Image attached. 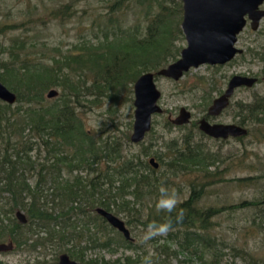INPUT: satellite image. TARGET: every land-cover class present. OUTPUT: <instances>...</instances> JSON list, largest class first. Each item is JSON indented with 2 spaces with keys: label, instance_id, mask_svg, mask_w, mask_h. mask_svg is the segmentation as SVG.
<instances>
[{
  "label": "trees",
  "instance_id": "1",
  "mask_svg": "<svg viewBox=\"0 0 264 264\" xmlns=\"http://www.w3.org/2000/svg\"><path fill=\"white\" fill-rule=\"evenodd\" d=\"M131 1L115 0L108 6L106 29L110 31L102 30V41H83L76 54L69 50L52 57L46 53L39 57L36 43L26 37L10 35V43L4 37L22 26L31 25L27 31L33 30L37 21L44 25L54 19L66 20L75 14L72 4L50 9L42 22L33 20L32 15L38 10L35 5L31 13L19 12V18L11 10L0 13V81L16 94L15 106L0 99V242H11L12 250L53 246L54 264L59 252L84 264H114L110 260L84 261L86 249L110 247L114 234L122 246L133 248L132 240L124 238L94 211L96 206L114 214L125 213L135 223L143 217L142 224L148 227L163 223L168 217L156 209L163 181L153 175L152 165L138 155L125 154L117 137L103 139L93 135L81 116L82 103H94V95L99 98L102 93L113 99L128 85L132 91V84L141 74L157 72L179 57L175 39L182 38L180 2L135 0L145 11L146 23L117 28L113 13ZM88 69L97 71L95 77L100 81L99 85L93 84L96 90L86 85L81 74L73 77L74 72ZM52 87L59 88L57 95L49 98L46 93L44 97V91ZM245 111L239 115L245 125L249 120L264 122V97ZM248 133L249 130L235 139L241 140ZM125 138L129 144L130 137ZM166 147L168 152L160 156L159 162L166 164L170 172L193 174L189 196L171 214L173 230L166 235V241L175 242L182 249L214 245L212 229L220 224L214 217L237 207H258L262 203L253 199L225 207L199 205L209 185L220 181L252 184V176L235 180L220 177L218 154L195 142L192 134H186L180 144L172 141ZM211 166L214 170L209 169ZM227 168L231 166L228 164ZM30 178L34 179L32 184ZM127 195L135 198L139 208L125 202ZM17 210L26 215V223L19 222ZM181 210L183 221L176 223V213ZM151 241L158 243L157 238ZM159 248L162 246L155 245L156 252L140 263L153 260V264H170L169 254L162 258ZM232 251L243 264H264V255L257 259L244 248L232 247ZM133 259L127 255L123 264H139V258ZM116 260L120 264V259Z\"/></svg>",
  "mask_w": 264,
  "mask_h": 264
},
{
  "label": "rangeland",
  "instance_id": "2",
  "mask_svg": "<svg viewBox=\"0 0 264 264\" xmlns=\"http://www.w3.org/2000/svg\"><path fill=\"white\" fill-rule=\"evenodd\" d=\"M114 1L0 0V13L11 10L12 14H16L18 18L19 12L26 10L31 13L35 5L38 10L32 15L33 20L38 18L41 22L42 19L47 18L46 15L52 8H59V6L69 3L75 9V14L66 20L54 19L44 25L37 21L38 25L34 26L33 30L27 31L32 28L31 25H27L25 28L22 26L15 31L13 29L6 37H3L6 43L9 42L10 35L28 38L31 42L36 43L35 51L39 57L41 53L52 57L59 53H67L69 50V53L76 54L80 51L79 46L83 41L87 44H97L103 40L102 30H105L107 26L108 6ZM144 12L140 5L132 0L113 13V25H119L117 28H133L137 24L144 26L146 23ZM175 40L178 49L181 50L185 41L179 36ZM74 45L75 47H73ZM237 46L244 50L243 53L228 63L222 65L201 64L189 69L176 81L166 77H156V86L161 91L158 103L163 108V113L152 116L151 129L140 143L129 142L128 144L125 142V136L130 137L132 133L134 120L133 84L132 91H129L130 86L128 85L119 93L118 97L113 99L102 95V93L99 98L94 95L92 97L96 100L94 103H82L84 105L80 108L84 126L93 135L101 136L103 139L117 137L125 148V154L138 155L142 161L154 157L159 162L160 156L163 157L168 152L167 144L172 141L180 144L186 134H192L195 142L218 154L221 161L216 164L221 170L220 177L235 180L252 176V184L220 181L206 187L204 196L199 202V205L204 207L232 206L253 199L262 202L258 207H237L214 217L213 220L220 223L212 229L216 245H201L198 246V249L191 247L182 249L177 243L166 241V236L155 237L158 239L157 244L162 246L159 248L162 250V258H166L169 254L170 264H243L240 257H235L232 247L239 248V250L244 248L257 259H259L257 256L264 255V122L257 123L249 120L246 123L249 133L241 140L232 137L226 140L214 139L201 134L196 126L197 120L205 112L207 104L225 88L227 80L232 75L250 74L259 78L264 75V18L257 30L253 31L248 26L240 34ZM47 59L48 57L44 58L45 61ZM80 74L86 85L92 86L94 90L97 89L93 84L99 85L100 79L95 77L97 74L95 69L84 70L81 73L74 72L73 77L77 78L76 76ZM5 86L7 85L5 84ZM49 89L59 91L57 87ZM49 89L44 91V97ZM262 97H264V81L262 79H259V82L253 87L236 89L231 97L229 107L218 117V121L223 123L234 121L242 111L246 114L245 109ZM182 106L191 112V121L177 126L170 122L168 116L175 118ZM228 164L231 168L226 169ZM209 169L214 170V166ZM156 174L163 181L162 186L176 190L179 201L189 196V180L193 179V174L170 172L168 166L160 162L159 167L153 172V175ZM82 175L85 174L82 173ZM33 180L29 179L30 184L33 183ZM124 200L129 203V206L133 205L135 209L139 208L132 195H127ZM146 212H144L145 215ZM116 215L123 219L129 228L133 238V248L122 246L119 237L114 234L115 241L110 247L86 249L84 261L110 260L111 263L117 264L116 259H120L118 262L123 264V258L129 255L134 258V261L139 258V264H141V260H146L156 252L155 245L157 244H154L151 239L146 242L143 240L144 234L148 230V226L142 224L143 217L141 221L135 223L131 222L125 213ZM80 246L82 247L83 244ZM54 252L53 246L38 247L35 250L25 248L11 250L0 253V262L1 264H54ZM151 262L153 264V260ZM151 262L148 261L147 264H151Z\"/></svg>",
  "mask_w": 264,
  "mask_h": 264
},
{
  "label": "water",
  "instance_id": "3",
  "mask_svg": "<svg viewBox=\"0 0 264 264\" xmlns=\"http://www.w3.org/2000/svg\"><path fill=\"white\" fill-rule=\"evenodd\" d=\"M184 19L181 24L186 45L181 49L179 57L160 68L157 72L141 74L133 84L134 93V121L130 141H142L151 128L152 115L160 113L158 100L161 91L157 88L155 77L161 76L172 80L180 79L185 72L201 64H224L234 55L241 52L235 45L236 34L242 29L248 15L253 29L257 28L260 19L264 16V9L260 5L264 0H182ZM255 79L249 76L233 75L225 91L215 98L208 109L209 114H218L229 103V97L234 89L240 86H252ZM56 89H50L47 97L57 95ZM0 99L6 103L16 102V94L0 81ZM191 113L185 107L179 108L175 118H169L176 125L186 124L190 121ZM199 129L213 138L226 139L228 137L244 136L247 129L233 123L211 124L205 119L199 121ZM149 162L156 166L153 158ZM96 212L107 222L122 233L124 238L131 240L129 229L118 216L103 208H96ZM16 217L21 223H26L27 218L21 210L16 211ZM11 242H0V253L11 251ZM58 264H83L71 259L66 253L58 256Z\"/></svg>",
  "mask_w": 264,
  "mask_h": 264
},
{
  "label": "flooded vegetation",
  "instance_id": "4",
  "mask_svg": "<svg viewBox=\"0 0 264 264\" xmlns=\"http://www.w3.org/2000/svg\"><path fill=\"white\" fill-rule=\"evenodd\" d=\"M177 1H179L180 2V5H181V11H180V17H179V28H180V30H181V33H182V39H183V41H185V45L187 44L186 43V39H185V36H184V33H183V30H182V27H181V24H182V22H183V19H184V9H183V2H182V0H177ZM260 8L261 9H264V2L260 5ZM264 18V16L260 19V21H259V24H258V26H257V28H255V29H253L252 28V26H251V21H250V19L248 18V15H244V19H245V23H244V25H243V27H242V29L239 31V33H237L236 34V41H235V45L234 46H236V48L237 49H240L241 50V52H238V53H236L235 55H234V57L231 59V60H229V61H227L226 63H228V62H230V61H232L234 58H236V57H238L239 55H241L242 53H243V49L242 48H240V47H238L237 46V43H238V41H239V36H240V34L249 26L250 27V29L251 30H253V31H255V30H257L258 28H259V26H260V22H261V20ZM176 41V40H175ZM176 44V43H175ZM184 45V46H185ZM183 46V47H184ZM182 47V48H183ZM181 48V49H182ZM181 51V50H180ZM225 64V63H224ZM216 65H222V64H216ZM235 75V74H234ZM239 75H244V76H249V77H251V78H254L255 79V83L252 85V86H250V87H253L254 85H256L258 82H259V79L261 80H263L264 81V75L262 76V78H259V77H257V76H255V75H250V74H239ZM233 76V75H232ZM231 76V77H232ZM230 77V78H231ZM230 78L227 80V82H226V85H225V88L217 95V96H215L212 100H211V102H209L208 104H207V107H206V110H205V112L202 114V115H200V117L198 118V120H197V125H198V129H199V121L201 120V119H205L206 121H208L209 123H211V124H214V123H223V122H220V121H218V117L229 107V105H230V100H231V97L233 96V94H234V92H235V90L236 89H238V88H241V87H245V88H250V87H248V86H240V87H236L235 89H234V91H233V93H232V95L229 97V103H228V105L226 106V107H224L223 109H221V111L218 113V114H209L208 113V109H209V107L211 106V104H212V102H213V100L215 99V98H217L218 96H220L224 91H225V89L227 88V86H228V82H229V80H230ZM156 83V82H155ZM134 84V83H133ZM161 107V106H160ZM162 108V107H161ZM160 113H163V108H162V111L160 112ZM160 113H155V114H160ZM191 113V112H190ZM246 113V112H245ZM240 114H244L243 113V111L240 113ZM239 114V115H240ZM133 115H134V113H133ZM154 115V114H153ZM152 115V116H153ZM177 116V115H176ZM192 116V115H191ZM191 116H190V121H191ZM170 118V116H168V119ZM241 117L239 116L238 118H236L234 121H231V122H229V123H233V124H237V125H240V126H242V127H245L246 129H247V127H246V125L244 124V122H243V120L244 119H240ZM170 120V119H169ZM134 121V120H133ZM189 121V122H190ZM152 122V121H151ZM171 122V121H170ZM172 123V122H171ZM174 124V123H173ZM187 124V123H186ZM223 124H226V123H223ZM174 125H176V124H174ZM181 125H184V124H181ZM177 126H180V125H177ZM132 127H133V125H132ZM151 129V128H150ZM199 131L200 132H202L200 129H199ZM149 132V131H148ZM247 132H248V130H247ZM203 133V132H202ZM206 135V134H205ZM208 136V135H207ZM211 137V136H210ZM237 137H239V136H237ZM237 137H232V138H237ZM211 138H213V137H211ZM228 138H230V137H228ZM228 138H226V139H228ZM214 139H218V140H226V139H222V138H214ZM150 158H153L154 159V161L155 162H157V165L156 166H153L150 162H149V159ZM151 165H152V167L154 168V169H157L158 167H159V162L154 158V157H149L148 158V160H147ZM98 207H100V206H96L95 208H94V211L96 212V208H98ZM100 208H103V207H100ZM103 209H105V208H103ZM106 210V209H105ZM108 211V210H107ZM111 212V211H110ZM97 213V212H96ZM113 213V212H112ZM98 214V213H97ZM114 214V213H113ZM114 215H116V214H114ZM101 216V215H100ZM117 216V215H116ZM120 218V217H119ZM121 219V218H120ZM123 220V219H122ZM124 221V220H123ZM124 223H125V221H124ZM125 226L127 227V225H126V223H125ZM128 228V227H127ZM115 229V228H114ZM129 229V228H128ZM116 230V229H115ZM118 231V230H117ZM119 232V231H118ZM121 233V232H120ZM131 235V234H130ZM133 238L131 237V240H132ZM61 253H66V252H61ZM61 253H59V254H61ZM59 254H58V256H59ZM67 254V253H66ZM68 255V254H67ZM69 256V255H68ZM72 259V258H71ZM74 260V259H73ZM57 262H58V257H57ZM80 262V261H79ZM83 263V262H82ZM58 264V263H57ZM84 264V263H83Z\"/></svg>",
  "mask_w": 264,
  "mask_h": 264
},
{
  "label": "clouds",
  "instance_id": "5",
  "mask_svg": "<svg viewBox=\"0 0 264 264\" xmlns=\"http://www.w3.org/2000/svg\"><path fill=\"white\" fill-rule=\"evenodd\" d=\"M160 197L156 204L158 212H166L168 217L163 223H152L149 225L148 230L145 232L143 240L146 242L149 239L155 238L156 236H166L170 231L173 230V220L171 214L176 211L178 204V194L174 188H167L161 186L159 189ZM184 218L183 210L176 213L175 222H182Z\"/></svg>",
  "mask_w": 264,
  "mask_h": 264
}]
</instances>
